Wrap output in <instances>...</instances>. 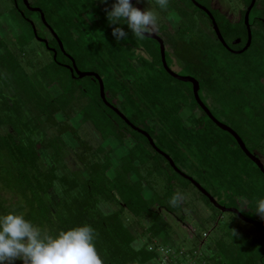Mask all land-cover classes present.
I'll use <instances>...</instances> for the list:
<instances>
[{
    "label": "trees",
    "instance_id": "trees-1",
    "mask_svg": "<svg viewBox=\"0 0 264 264\" xmlns=\"http://www.w3.org/2000/svg\"><path fill=\"white\" fill-rule=\"evenodd\" d=\"M89 1L71 0L68 4L60 0L57 5L61 13L56 30L66 50L82 70H93L101 76L108 74L106 79L110 81L117 72L136 71L127 59L122 64L116 56L111 28L102 22L89 23V15H98L100 21L102 18V10L98 11ZM3 13L0 11V214H22L43 233L51 235L88 224L95 231V245L103 264H163L157 247L170 249V255L183 262L191 255L194 264H264V238H240L231 232L217 237L214 245L206 249L203 246L207 232L196 235L190 244L186 242L190 241L188 238L175 239L173 225L166 220L165 213L175 215L172 221L176 224L185 223L186 203L182 197L175 206L170 204L178 194L170 186L163 195L152 187L154 178L163 173L162 156L151 147L148 153V141L130 128L124 129L125 124L103 104L96 84L89 81L91 86L87 87L83 80L75 81L67 69L57 64L65 61L62 54L54 61L33 45V30L16 9ZM82 18L86 24L83 31L78 28ZM2 24L8 31L5 34ZM86 30L95 33L97 39L88 41ZM220 51L221 54L204 53L205 58L193 64L202 89L209 95L219 88L223 94L236 96L242 92L239 88L255 86L249 93L264 99V67H260L263 64H252L254 60L248 59L250 52L235 58L222 47ZM257 55L264 58V53L254 51V58L258 59ZM89 65L91 69H85ZM154 79L159 80L151 79L147 85V79L139 76L131 86L122 83L124 92L108 86L106 92L110 94L109 100L116 99L126 116L129 110L134 111V116H127L130 121L143 126L156 140L157 147L173 157L178 169H185L182 153L190 151L201 167L215 178L227 181L229 190L238 193L233 195V206L237 207L238 199L245 205L241 198L246 192L250 199L264 198V187L259 189L246 183V177L239 173L243 160L246 168L250 164L264 176L233 138L220 131L203 112V118L198 120L190 116L184 105L175 103L173 97L176 93L184 95L185 86L168 76ZM165 90L169 91L165 94ZM152 92L171 103L157 109L155 116L162 123L158 127L148 125L143 111L144 101ZM262 104L261 110L264 100ZM194 105L200 111L195 102ZM78 115L80 129L72 123ZM88 123L97 130L104 123L103 131L99 130L103 141L121 143L125 153L119 156V168L114 169V152L106 146L93 148L92 141L84 138L82 125L86 127ZM247 147L255 150L248 144ZM71 153L80 164L78 169L68 162ZM168 169L174 177L178 176L169 165ZM131 176L137 178L136 182L130 181ZM170 181L168 178L169 185ZM234 185L239 188H233Z\"/></svg>",
    "mask_w": 264,
    "mask_h": 264
},
{
    "label": "flooded vegetation",
    "instance_id": "flooded-vegetation-1",
    "mask_svg": "<svg viewBox=\"0 0 264 264\" xmlns=\"http://www.w3.org/2000/svg\"><path fill=\"white\" fill-rule=\"evenodd\" d=\"M7 1L9 2V5H11L12 7L11 10L16 9V11L23 17L25 22L31 27L34 33V40L37 41L39 44L37 48L41 49V51L43 49L48 59L53 58L54 61H57V58L59 57V53L62 54V56L65 57L64 58L65 61L64 62L57 61V64L67 69L71 73V76L75 81L88 80L92 84H96L98 86L99 95L101 97L99 81L96 80L94 77H85L83 79H79L76 69H78L82 73L98 74L104 82L107 102L130 121V119L117 106L116 99L109 100L110 94L106 92L107 83L105 82V78L96 71L82 70L78 66L74 56L66 50L65 44L59 38V34L56 29L58 28L59 25L58 15L61 13L57 9L58 8L57 5L60 2V0H48L49 2H51L49 4L48 10L46 9V5L49 2L44 3L41 0H7ZM64 1L65 3H67L66 0ZM131 1L134 7H137L142 11L150 6L157 13L158 22L155 28L150 33L146 34L143 37V39L135 38L134 36H132L130 30L127 29L126 25H121V26L124 27L125 31L129 33V37L127 41H121L118 44L115 41L114 37L112 36V42L114 44L113 47L115 46L114 50L116 56L121 59H127L131 63L133 70H136L134 71V73H128V74H125L124 72H117L115 76V80L120 85H122V83L127 82L131 86L134 84L135 79H138L139 76L137 74L143 72L144 70H147L151 74V76H154L155 78H167L168 76L171 79H173L175 82L182 83L185 86L183 87L184 95H181V97L179 96V98L184 99L189 104V106H191V110L189 112L190 116L192 117L195 116L199 120V118L200 119L203 118L201 117L200 114L201 112H203L206 115V117L211 122H213L196 101L193 90V84L190 82H182L174 78L173 75H177L179 77H184V78L195 79L199 82L200 85L199 96L202 102L206 105V107H208L214 118L218 120L220 123L224 124L225 126L231 128L239 137H241V139L246 144V141L243 139V135L235 128V124L231 122L232 121L231 119H221L217 117L213 112V108L218 107L217 103L214 101V100L217 101V96L215 98H212L211 95L208 96L206 94V91L202 89L201 83L197 78L198 75L196 74L195 70H193L194 69L193 64L197 62L199 58L202 57L203 59L205 58L204 55L206 53L205 50H203V48L204 47L206 48V46H208L207 50L212 52H213V47L217 46L219 50H221L222 47L223 51L225 53L230 54L231 56H242L245 53H249V52L252 53L254 51L255 52L257 51L259 54L264 53V0H255L254 3L253 0H234L237 3H239V6L236 7H230V5L226 0H168V6L165 9H161L159 5L156 3V0H150V5L148 3H144L143 1L145 0H131ZM146 1L148 2V0ZM89 2L91 3L92 6L96 7L98 11L101 10L104 11V15L100 13L101 14L100 17H102L101 21L98 18V15H93V16L89 15L90 17L89 23L90 22L100 23L102 21H105V23L102 22V24L110 27L112 30L113 27H115V25H110L109 21L106 20L107 19L106 13L107 11L111 10V6L114 3V0H105V2H102V0H90ZM2 10L3 11L1 12H4L5 14L7 13L5 12L4 9ZM27 13H30L29 16H27ZM170 17H174V18L170 19ZM82 20L83 22L79 23L78 28L83 31L86 24L84 18H82ZM217 30L221 34L223 41L219 38ZM56 36L62 42L65 53L62 52V50L60 49V45ZM141 40H143V42H141ZM249 41H250V46L246 51H244ZM164 57L168 69L163 64ZM72 59L75 61L76 67H74ZM194 102L196 103L200 111L197 108H195ZM103 104L107 108H109L104 102ZM192 107L194 109H192ZM110 110L116 116H118L119 119L125 124L126 126L124 127L125 130L126 128H130L134 132L142 135L141 133L134 130L131 126H129L118 115V113H116L112 109ZM147 111H148L147 114L148 125L150 126L155 125L157 127L161 126L162 125L161 120L158 119L157 117L156 119H153L151 115V111H149L148 108ZM198 120L195 121L196 124ZM114 122L118 124L117 121ZM130 122L136 128L149 134V132L145 130L143 126H137L132 121ZM213 124L218 127L216 123L213 122ZM218 128L220 129V131L227 133L231 138H233V140L236 142L237 146L239 147L235 137L232 134H230L228 131L222 130L220 127ZM142 136L148 141L149 144V146L146 147L147 152L151 153L150 151V147H151L154 152L158 153L164 159V160H160L162 171L164 169H168V165H169L170 168L174 172H176L179 177L190 182V184H192L202 194L204 199L208 200V203L211 205V207L215 209V211H217L218 215L215 214L216 216V222L214 224L215 227L219 226L225 213L233 214L236 217L243 220L244 222L253 224L251 223V221L254 220L248 216H245V214L243 213L244 211L241 210L243 209L242 208L243 206L241 205L240 199H238L236 203L237 207H235L233 206L234 205L233 202L231 204L227 203L226 201L223 200V197L219 196L215 192H211L209 188H207L202 183H200L194 176L187 174L185 170L178 169L183 174L193 178L209 195H211L214 198V200L220 205V208H218L194 183L184 178L182 175H180V173H178L172 167V165L167 160L165 155H168L171 159H173V157L170 154L163 151L162 149H160L159 147H157L155 139L152 140L154 141L157 149L151 145L150 141L144 135ZM101 141H99L100 146H104L102 145ZM249 151L254 153L262 161L263 157L259 155L257 151L255 150H249ZM262 163L264 164L263 161ZM253 164L255 165V163ZM168 175L166 178L160 177L161 179L159 180L164 181V184H162L164 188L169 189L170 186L173 189V191L175 190L176 192V189L179 188L175 186L177 185L175 177L173 176V174L171 176ZM168 178L171 179L170 185L168 184ZM152 182L155 183L154 180ZM161 187L159 188L157 187V191H159ZM224 208L238 210L245 218L249 219V221L243 219L241 216L237 215L234 212L223 210ZM161 211L165 213L166 210L163 209ZM167 216H169V214ZM167 216L165 215L166 219ZM169 218H176V216L171 215V217L169 216ZM258 227L264 230V228L260 226Z\"/></svg>",
    "mask_w": 264,
    "mask_h": 264
},
{
    "label": "rangeland",
    "instance_id": "rangeland-1",
    "mask_svg": "<svg viewBox=\"0 0 264 264\" xmlns=\"http://www.w3.org/2000/svg\"><path fill=\"white\" fill-rule=\"evenodd\" d=\"M44 3L49 2L48 0H41ZM71 1V0H70ZM70 1H68L67 3L69 4ZM228 2V4L230 5V7H236L239 6V3H237L234 0H226ZM81 2V1H80ZM144 3H148L146 0L143 1ZM51 2L47 3L46 5V9L48 10L49 4ZM83 4V3H81ZM11 5H9V2L7 0H0V11H3L2 9L5 10V12L10 13L11 10ZM98 10V9H97ZM5 13H3L2 15H4ZM101 14L104 15V11L101 12ZM107 20V19H106ZM81 22H83V20H81ZM103 23H105V21H102ZM3 23L5 25H7V21H5L3 19ZM4 29V26L2 24L1 26ZM88 29V28H87ZM5 30V29H4ZM1 31V30H0ZM8 31H2V34L7 33ZM86 39L89 40H96L97 36L95 33H92V31H87L86 30ZM129 37V35H128ZM136 38V37H135ZM104 39V38H103ZM86 40V41H87ZM141 42H143V40H141ZM33 45L36 46V48L38 47V42L37 41H33ZM172 45V44H171ZM115 47V46H114ZM204 47L203 50H205V53H211L212 51L207 50ZM211 47V46H209ZM121 48V47H120ZM122 49V48H121ZM212 50V49H211ZM192 51V50H191ZM220 52L219 54H221V51L219 50V48L217 46L213 47V52ZM191 53V52H190ZM224 54H222L223 56ZM250 60H254L252 62V64L255 65H261L263 64V66L260 67H264V58L260 55H257V58L260 59H256L253 56V52L249 53ZM231 56H227V58H230ZM235 58H239V56H233ZM47 59V58H46ZM239 60H242V58H240ZM125 59H121V63L124 64ZM90 67V68H89ZM89 67H86L85 69H91V66L89 65ZM144 70V68H143ZM142 70V71H143ZM130 73H134V71L130 70ZM264 72V70L262 71ZM261 72V73H262ZM108 74H104L103 77L105 78V82L107 83L108 88L111 87V89L113 91L115 90H123L121 89V85L115 80V76H112V80H108L106 78H108L107 76ZM138 76H142L144 79H147V82H149V80H155L158 81L159 79H154V76H151V74L147 71L144 70L141 73L137 74ZM262 76L264 77V74H262ZM84 85H86L87 87L91 86L89 81H83ZM148 85V83H146ZM247 87V86H246ZM239 88L238 90H241L242 92H238L236 96H229L226 94L221 93L219 90V88H216L213 93L212 98H215L218 94L217 93H221L220 95L217 96V101L214 100L218 107H214L213 108V112L215 113V115L221 119H231L233 122V124H235V128L244 135L246 143L249 145V147L251 148H255V151L258 152L259 155H261L262 161L264 162V135H262L264 133V123L262 122V119L264 117V107L261 110L262 106H263V98H256V96H253L251 93H249V90L255 89V86H248L247 88ZM226 88V87H225ZM225 88H223L224 90H226ZM169 90H165L164 93L166 94V92H168ZM124 92V90H123ZM244 92H246V95L244 94ZM172 93V91L170 92ZM174 94V93H173ZM206 94L209 96V92L206 90ZM151 97L148 96V99L144 101V106H143V111L145 112V114H148L147 108L149 109V111H151V115L153 117V119H156L157 116L156 115V111L157 109H161L164 106H167L169 104H171L170 102L165 101V97L163 95H158V97H155L153 95V92L151 93ZM227 95V97H226ZM171 96V95H170ZM180 95H178L176 93V97L174 98L175 103H180L182 105H184L186 107V111L190 112L191 110V106H189V104L184 100L179 98ZM172 97V96H171ZM181 97V96H180ZM172 98V99H173ZM177 98L179 100L176 99ZM159 102H156V101ZM153 102V103H152ZM192 109H194L192 107ZM143 112V113H144ZM135 113L134 111H130L128 112L127 116L132 117L134 116ZM142 116V113H140ZM259 115V116H258ZM138 119L141 120L142 117L138 116ZM80 116H76V118L72 121V123L77 126L79 128V123H80ZM105 122V121H104ZM140 124L144 125L145 122L139 121ZM86 127H84L82 125V134L85 136H83L86 140H91L92 144L95 145L93 146V148H98L99 141L102 142V145L106 146L107 149H109L110 151L114 152V158H115V168L117 169L119 168L120 163V158L119 156L124 154V150L122 149V145L121 143L116 140L115 142L112 141L110 142H104L103 138L104 136L101 135L102 133L99 130L104 129V123L102 124V127L97 130L96 128H94L93 126H91L90 123L85 125ZM263 128V129H262ZM80 129V128H79ZM88 140V141H89ZM127 141L129 142V144L131 143L130 139H127ZM104 146H100V147H104ZM121 152V154H120ZM183 156V161H184V170L187 174H190L192 176H194L200 183H202L204 186H206L207 188L210 189L211 192H215L216 194H218L219 196L223 197V200L226 201L227 203L231 204L234 199V196H238V193L234 191V189H230L227 186V181L225 182L224 180L215 178V176L212 175L211 172H209L207 169L201 167L200 163L198 162V160H196V158H194L192 156V153L190 151H183L182 153ZM243 157V156H242ZM68 162L69 164L74 168V169H78L80 167V164L78 162V160L74 157V154L71 153L70 158H68ZM243 159V158H242ZM242 162H244L242 160ZM240 161V170L242 175H244L246 177V183H251L254 186H257L259 189H263L264 186L261 185V183L264 185V176L260 175L256 169L254 168V166H251L250 164L247 165V168L245 167L246 164H243ZM207 172V173H206ZM250 172L252 174V177L250 176ZM237 173V172H236ZM113 174V173H112ZM143 174H145V171L143 172ZM161 176L160 177H164L166 178L167 175L169 174V176H171V172L170 169H164L163 173H160ZM238 174V173H237ZM235 175V174H234ZM159 175H157L154 180H157ZM250 176V177H248ZM159 177V178H160ZM158 178V179H159ZM248 178V179H247ZM137 178H135V176H131L130 177V181L131 182H136ZM177 186L179 189H176V192L179 193L184 200L186 201V204L184 206V212H185V223H180V224H176L174 221H172V218H169V216H167V221L173 225V232L172 235L175 239L178 238V240L180 239V241H182L185 238H188L190 241H186L187 243L192 242L196 237V235L201 236L203 232H207L209 234L207 241L205 243V245L203 246L204 249H206V247H211V245L213 246L214 243L213 241L223 235V236H228V234L230 235L231 232H234L236 235H238L240 238L248 235L251 236L255 239H259L260 238H264V230L259 228L258 226H255L253 224H249L247 222H244L243 220H241L240 218L236 217L233 214H229V213H225L224 217L222 219V221L220 222L218 227H215V219L217 214V211H215V209H213L211 207V205L204 199V197L202 196V194L190 183L186 182V180H184L183 178L176 176L175 177ZM151 184L153 185L152 187H161L162 184H164L163 180H157L156 183L151 182ZM157 184V186H156ZM239 185L241 187H243L240 183ZM239 185H234V187L239 188ZM174 186V187H175ZM168 190V188H164L163 186L161 187V189L158 192H161L162 195ZM175 191V190H174ZM245 197L241 198L242 200V204L243 205V209H241L242 211L246 212V214L248 216H250L251 219H253L254 221H258V222H264V219H262L258 214H254V210L256 207V202L259 200V197H257L256 199H250L251 197L247 194H244ZM247 195V197H246ZM245 199H247L245 201ZM245 202V203H244ZM251 203V204H250ZM166 215V213H165ZM176 221V220H175ZM139 231V230H138ZM143 242L146 241V238L144 237L142 239ZM186 251V249H184ZM259 252V251H258ZM263 252H264V248H263ZM191 263L194 262V260H190ZM188 261L187 264L190 263ZM15 264H22L21 261H16Z\"/></svg>",
    "mask_w": 264,
    "mask_h": 264
},
{
    "label": "clouds",
    "instance_id": "clouds-1",
    "mask_svg": "<svg viewBox=\"0 0 264 264\" xmlns=\"http://www.w3.org/2000/svg\"><path fill=\"white\" fill-rule=\"evenodd\" d=\"M156 3L161 9L168 6V0H156ZM106 15L110 25H115L112 36L118 44L127 41L129 35L121 25H126L132 36L143 39L158 22L157 13L150 6L142 11L134 7L131 0H114ZM181 199L177 194L170 204L175 206ZM253 213L264 219V198L256 202ZM16 261L22 264H103L95 245V231L88 224L51 235L43 233L22 214H0V264Z\"/></svg>",
    "mask_w": 264,
    "mask_h": 264
},
{
    "label": "water",
    "instance_id": "water-1",
    "mask_svg": "<svg viewBox=\"0 0 264 264\" xmlns=\"http://www.w3.org/2000/svg\"><path fill=\"white\" fill-rule=\"evenodd\" d=\"M132 2V1H131ZM255 2V0H253V3ZM252 7H253V4H252ZM218 32V36L219 38L223 41L222 37H221V34L219 33V31L217 30ZM36 34V33H35ZM56 38L58 39V42H59V45H60V49L62 50V52L65 53V50H64V46L62 44V42L59 40V38L56 36ZM250 46V41L247 45V47L245 48L244 51H246ZM164 55V53H163ZM72 62L74 64V67H76V63L75 61L72 59ZM163 64L164 66L167 68V63L165 61V57L163 58ZM168 69V68H167ZM77 71V75H78V78L79 79H83L85 77H94L96 80L99 81V84H100V93H101V97H102V100L103 102L112 110H114L116 113H118V115L129 125L131 126L134 130H136L137 132L141 133L142 135H144L151 143V145L157 149L154 141L152 140V138L150 137V135L138 128H136L124 115H122L121 113H119L113 106H111L108 102H107V99H106V95H105V86H104V82L102 80V78L98 75V74H93V73H82L80 72L78 69H76ZM172 74V73H171ZM173 75V74H172ZM174 78L182 81V82H190L193 84V90H194V95H195V98H196V101L198 102L199 106L203 109V111H205V113L208 115V117L218 125V127H220L222 130H225V131H228L230 134H232L239 147L242 149V151L245 153V155L253 162L255 163V165L259 168V170L261 171V173L264 175V164L262 163V161L260 160L259 157H257L254 153L250 152L249 149L247 148L245 142L241 139V137H239L231 128L225 126L224 124L220 123L218 120H216L214 118V116L211 114L210 110L208 109V107H206V105L202 102L200 96H199V90H200V85H199V82L195 79H192V78H184V77H179L177 75H173ZM159 151V150H158ZM162 153V152H160ZM167 160L170 162V164L172 165V167L178 172L180 173V175H182L184 178L188 179L189 181H191L192 183H194L209 199L212 203L215 204V206H217L218 208H220V205L214 200V198L209 195L193 178L191 177H188L187 175L183 174L182 172H180L178 170V168L176 167V165L174 164L173 160L168 156V155H165ZM223 210H227V211H230V212H234L236 213L237 215L241 216L243 219L249 221V219L245 218L238 210L236 209H223ZM251 223H253L254 225L256 226H260L262 228H264V223H260V222H255V221H251Z\"/></svg>",
    "mask_w": 264,
    "mask_h": 264
},
{
    "label": "built area",
    "instance_id": "built-area-1",
    "mask_svg": "<svg viewBox=\"0 0 264 264\" xmlns=\"http://www.w3.org/2000/svg\"><path fill=\"white\" fill-rule=\"evenodd\" d=\"M207 235L205 234L204 237H206ZM150 250H153V247H150ZM157 252H159L162 256V262L163 264H187L188 261L190 262V260L192 261V257L191 255H189L187 257V261L183 262V260H179L176 255L171 256V250L165 247H157ZM190 258V260H189ZM195 261L193 263H189V264H194Z\"/></svg>",
    "mask_w": 264,
    "mask_h": 264
}]
</instances>
